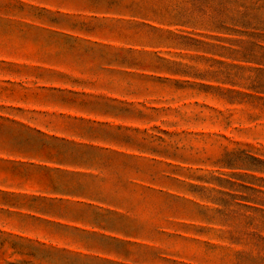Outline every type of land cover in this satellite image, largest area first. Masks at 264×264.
<instances>
[{
  "label": "rangeland",
  "instance_id": "1",
  "mask_svg": "<svg viewBox=\"0 0 264 264\" xmlns=\"http://www.w3.org/2000/svg\"><path fill=\"white\" fill-rule=\"evenodd\" d=\"M67 49L94 53L88 86L50 71ZM77 111L120 114L146 184L174 195L154 264H264V0H0V264H65L6 205L46 177L38 131L72 133Z\"/></svg>",
  "mask_w": 264,
  "mask_h": 264
},
{
  "label": "crops",
  "instance_id": "2",
  "mask_svg": "<svg viewBox=\"0 0 264 264\" xmlns=\"http://www.w3.org/2000/svg\"><path fill=\"white\" fill-rule=\"evenodd\" d=\"M92 54L59 51L56 55L66 58L52 63L50 71L72 73L65 75L72 90L88 86L91 73L100 70L91 64ZM62 115L74 121L72 133L38 131L39 139L31 144L39 152L27 155L44 164L41 171L46 177L39 181L37 194L17 195L26 203L6 206L25 208L33 219L49 226V234L64 242L59 249L67 252L65 264H154L152 257H169L168 240L162 237L171 236L169 226L178 218L162 211L156 200L159 195H174L151 181L146 184L147 171L139 163L145 161V152L133 147L129 136L117 134L129 129L115 123L121 115L84 111Z\"/></svg>",
  "mask_w": 264,
  "mask_h": 264
}]
</instances>
